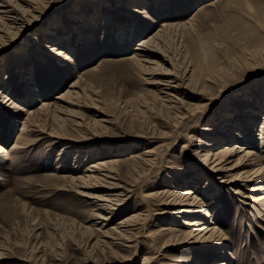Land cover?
<instances>
[{
	"label": "rangeland",
	"instance_id": "obj_1",
	"mask_svg": "<svg viewBox=\"0 0 264 264\" xmlns=\"http://www.w3.org/2000/svg\"><path fill=\"white\" fill-rule=\"evenodd\" d=\"M27 19L0 40V264H264V178L238 179L264 157V0H44ZM156 35L165 68L182 79L176 92L153 83L163 68L146 74L129 59ZM75 82L69 99L79 106L56 113ZM249 108L258 116L246 142L239 116ZM222 133L234 140L217 148L238 143L258 155L211 176L205 143ZM88 173L100 179L79 185ZM180 189L204 198L223 244L190 238L183 222L198 215L176 213Z\"/></svg>",
	"mask_w": 264,
	"mask_h": 264
},
{
	"label": "bare ground",
	"instance_id": "obj_2",
	"mask_svg": "<svg viewBox=\"0 0 264 264\" xmlns=\"http://www.w3.org/2000/svg\"><path fill=\"white\" fill-rule=\"evenodd\" d=\"M14 1L15 0H0V40L5 39V38L11 39L12 35H16L18 32H21L22 28L27 23H29L28 21H30V22L32 21L30 19H27V16H29V18L30 17L34 18L35 13L38 11V8L40 7V4L44 2V0H17V2L14 4ZM126 6H124L123 9H128V8H126ZM144 11H145L144 6H135L132 13H134V14L141 13L142 14V13H144ZM157 39H158L157 35L154 38L151 37V38L146 39V40L143 39L139 44L142 46L140 49H141L143 54H140V53L134 54V56L132 58L129 57V59H133L134 62L136 63V65L139 67V69L143 73H146V74H153V73L155 74L156 72L159 71V70L156 71L157 69L163 68L164 70L162 72L163 73L162 79H154L153 83L158 84L160 86L163 85L167 88H171V90H172L171 92H174L173 90L175 89V92H176L178 90V88H180L182 85V79H179L175 75L172 76V71H173L172 68H167V67L165 68L164 63L167 62L166 61L167 58H165L162 55L159 48L154 46V43L157 42ZM33 40H34V38H33ZM40 47H41V51H43V48H47L49 50V53L52 54L53 57H57V58H61V59L63 58V59H67V60L69 59L71 62L74 61V55L75 54L74 53L72 54V52L58 47L57 44H51V45L41 44ZM157 60H159L160 63ZM26 85H27V94H28L27 97L29 98V100H31L37 96L36 95L37 91H35V87H36L35 82H34V80L28 79L26 81ZM77 87H78V82H75L71 86V89L68 91V94H64L63 97L60 96L61 102H63V104H65V105L60 104V105H57L56 107H54V110L56 111V113L58 111L61 114L66 113V115H68L69 111H71V114L75 111L74 109H69V108H72V106L75 107L78 104H76V103L74 104L73 102L70 101L69 98L72 99V95L76 96V94H77L76 88ZM171 92L169 95L172 96L173 94ZM1 93L2 92H0V95H1ZM5 99L7 100V102L12 100L11 98H8V97H5ZM73 99H74V97H73ZM13 103L14 102L12 101V104ZM14 107L21 108V109L25 110V108H23V105H20L18 103H14ZM49 110H50L49 106L43 108V111L45 113L48 112ZM247 112L250 113L249 116H247V115L244 116V114L240 113L241 116H239V119L241 120V123H240L239 128H238L239 131H241V133L238 132L239 136L243 137L242 135H244L246 142L249 141L250 139H252V131L255 127L254 122L258 116V111L257 110L254 111V108H249V111H247ZM40 113H42V112H40ZM37 114H38V112H37ZM32 117H33V115H32ZM246 117H249L250 120L247 119L248 120L247 121ZM30 119H31V117L27 118V120L24 121L25 127H23V130H25V131L27 130ZM229 122H232V120L230 119ZM76 124H78V122ZM79 124H80V122H79ZM260 133H261L260 134L261 145L263 147L264 146V121L261 123ZM217 136H220V134L214 135L211 141H208V143H205L207 146L212 147L209 149V151L204 153V157H203V160L209 164L208 166H210V170L212 172L211 176H213V173L218 174L220 172H223L225 169H227L228 164L231 163L232 161H234V160H232L234 157L239 156L238 158H236L237 162H235V164L232 166L231 169H235V168L237 169V167H239V164L242 163L246 159L248 162L243 163V165L244 164H249V165L252 164V159L254 158V156L258 155L253 150H251L247 147L245 148L244 146H239L238 143H233V146H231V147L230 146L227 147V144H225L226 146L224 145V148H223V146H222V148H217V146L221 143L231 142L234 140V138L231 135H229L228 133L223 134V137H220V138H217ZM242 152H244V153L240 155V153H242ZM257 158L261 164L260 165L257 164L258 166H256L250 174L247 172H241L238 179H241V180H244L247 182L262 181V179L264 178V157L256 156L255 159L257 160ZM148 162H150V160ZM103 166H106V164L103 163L101 166L97 167L96 165H94L92 167H96L97 174H101L102 170L105 171V168H103ZM75 178L72 177L71 178L72 181L75 180ZM91 179L99 180L100 178L99 179H98V177L94 178L93 176H91V173H90V175L88 173V176H86L84 174V176L82 175V177L80 176L79 178H76L77 182H80L79 185H84V183H86V181L88 182ZM205 180H207L206 181L207 186L204 188V191H205L204 196H206V197L208 196V198H211L212 195L214 194V192L211 193L208 190H210L213 187V185L211 184V181L209 178H206ZM114 186L119 187L118 184H116V183L112 184V188ZM121 193H123V192H121ZM117 195L120 196L122 194H117ZM117 195H116L117 198L116 197L115 198L117 200L123 201L121 198H118L119 196H117ZM174 195H175V200H178L177 199L178 197L180 198V200L177 202L178 206L176 207V213H181L184 215H188V214H192V215H196V216L198 215L197 218L186 219L183 222V223H185V225H189L190 226L189 228H191V230L189 232L190 238L196 239V242H198V241L200 242V240H202L201 242H205L208 244L210 242L213 243L216 240L218 241V243H221L222 240H220V239H222V238L220 237V234H222V231L217 226V222L214 219L215 218L214 214H211L209 210H203L206 208V203L204 201V198H202L200 195H198L197 191L194 192L192 189H188V190H181L180 189V190L175 191ZM95 197L99 198V199L95 200V202H94L95 206L100 205L101 207H104L105 206L104 204L103 205L98 204V200L105 201L104 199H106V198L99 197V196H95ZM116 199H114V200H116ZM107 201L111 202V205L110 204L109 205L112 207V204H113L112 198L107 200ZM107 206H108V204L106 205V207ZM99 209H102V208H99ZM202 212L203 213L205 212V214L203 216L200 215V214H202ZM104 219H106V218H104ZM208 219H210V220H208ZM131 221H133V219H131V218L125 219V220L119 222V225H121V227H122L123 226L122 223H125L124 225L130 226L132 224ZM130 229H132V228L127 227L126 230H122V231H124L123 233L129 232ZM175 229L176 228H172L168 225L163 228V230H168V231H173ZM217 238H219V240ZM222 244H223V242H222ZM215 247L216 248H212V249H214V250L217 249L218 252L221 251V253H219L221 256H224L227 254V251L223 248H220L221 247L220 245H217ZM191 257H194V256H191ZM197 260H200V258H197L195 261H193V259H191V260H184V259L176 260V262H178V263H175V264H180V262H183V264H194V262H196ZM186 261H187V263H186ZM219 264H225V262H221Z\"/></svg>",
	"mask_w": 264,
	"mask_h": 264
}]
</instances>
